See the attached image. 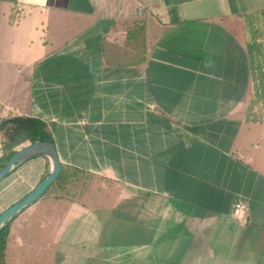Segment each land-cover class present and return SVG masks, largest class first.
I'll use <instances>...</instances> for the list:
<instances>
[{
  "label": "crops",
  "instance_id": "0c3cea01",
  "mask_svg": "<svg viewBox=\"0 0 264 264\" xmlns=\"http://www.w3.org/2000/svg\"><path fill=\"white\" fill-rule=\"evenodd\" d=\"M138 23L144 62L110 60ZM10 113L68 176L8 224L4 264H264V0H0ZM49 170L7 176L0 214Z\"/></svg>",
  "mask_w": 264,
  "mask_h": 264
},
{
  "label": "trees",
  "instance_id": "16d2710c",
  "mask_svg": "<svg viewBox=\"0 0 264 264\" xmlns=\"http://www.w3.org/2000/svg\"><path fill=\"white\" fill-rule=\"evenodd\" d=\"M113 51L115 55H119L117 63L121 64H142L144 62V37H143V24L138 23L134 25L133 29L128 32L124 46L121 49L110 47L108 54L110 60L112 56L110 52ZM0 141L2 158L0 160V168L5 160L13 154L12 149L18 147L23 141L29 143L35 142H52L49 133L47 132L46 125L42 121L32 118L15 116L10 113L7 117H0ZM7 155L6 159L4 156ZM71 173L69 174V176ZM80 173H75V176ZM66 171L61 169L58 179L49 186V190L53 185L59 183L62 180L67 179ZM46 190V191H47ZM8 234V225L0 233V264H4L2 261L3 254V239Z\"/></svg>",
  "mask_w": 264,
  "mask_h": 264
},
{
  "label": "water",
  "instance_id": "95a60500",
  "mask_svg": "<svg viewBox=\"0 0 264 264\" xmlns=\"http://www.w3.org/2000/svg\"><path fill=\"white\" fill-rule=\"evenodd\" d=\"M11 152L13 154L4 161L0 168V183L20 166L39 156L48 159L50 170L27 195L0 214V233L19 213L38 201L49 186L58 179L61 172V165L52 142H35L26 145L21 143L16 150ZM6 157L7 155L4 156L5 159Z\"/></svg>",
  "mask_w": 264,
  "mask_h": 264
},
{
  "label": "built area",
  "instance_id": "2783aa9c",
  "mask_svg": "<svg viewBox=\"0 0 264 264\" xmlns=\"http://www.w3.org/2000/svg\"><path fill=\"white\" fill-rule=\"evenodd\" d=\"M235 209L242 211V210H244V206L242 204L238 203V204L235 205Z\"/></svg>",
  "mask_w": 264,
  "mask_h": 264
}]
</instances>
